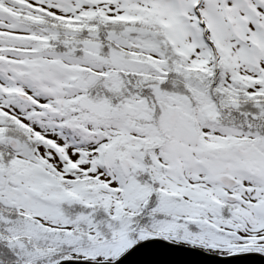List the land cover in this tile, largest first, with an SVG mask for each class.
I'll use <instances>...</instances> for the list:
<instances>
[{"label": "snow or ice", "instance_id": "obj_1", "mask_svg": "<svg viewBox=\"0 0 264 264\" xmlns=\"http://www.w3.org/2000/svg\"><path fill=\"white\" fill-rule=\"evenodd\" d=\"M0 264H264V0H0Z\"/></svg>", "mask_w": 264, "mask_h": 264}, {"label": "water", "instance_id": "obj_2", "mask_svg": "<svg viewBox=\"0 0 264 264\" xmlns=\"http://www.w3.org/2000/svg\"><path fill=\"white\" fill-rule=\"evenodd\" d=\"M149 259H156V258H161V257H147ZM256 261H259V258H255Z\"/></svg>", "mask_w": 264, "mask_h": 264}]
</instances>
